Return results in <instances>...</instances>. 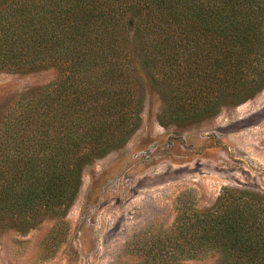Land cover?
I'll list each match as a JSON object with an SVG mask.
<instances>
[{
	"label": "trees",
	"instance_id": "obj_1",
	"mask_svg": "<svg viewBox=\"0 0 264 264\" xmlns=\"http://www.w3.org/2000/svg\"><path fill=\"white\" fill-rule=\"evenodd\" d=\"M0 69L55 71L0 126V228L22 230L64 214L83 167L129 139L145 85L174 121L262 91L264 0H0ZM158 248L172 264H264V194L179 208Z\"/></svg>",
	"mask_w": 264,
	"mask_h": 264
},
{
	"label": "rangeland",
	"instance_id": "obj_2",
	"mask_svg": "<svg viewBox=\"0 0 264 264\" xmlns=\"http://www.w3.org/2000/svg\"><path fill=\"white\" fill-rule=\"evenodd\" d=\"M54 77L53 69H0V126L20 94ZM142 94L138 127L83 167L64 214L27 229L0 228V264H172L161 261L158 244L179 208L210 207L223 187L264 194V89L194 121L172 120L147 85ZM216 258L174 264H215Z\"/></svg>",
	"mask_w": 264,
	"mask_h": 264
}]
</instances>
